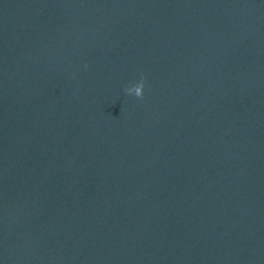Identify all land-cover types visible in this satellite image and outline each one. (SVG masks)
<instances>
[{"label":"water","instance_id":"obj_1","mask_svg":"<svg viewBox=\"0 0 264 264\" xmlns=\"http://www.w3.org/2000/svg\"><path fill=\"white\" fill-rule=\"evenodd\" d=\"M0 264H264V0H0Z\"/></svg>","mask_w":264,"mask_h":264},{"label":"clouds","instance_id":"obj_2","mask_svg":"<svg viewBox=\"0 0 264 264\" xmlns=\"http://www.w3.org/2000/svg\"><path fill=\"white\" fill-rule=\"evenodd\" d=\"M145 81L142 78L134 87H128L125 89L126 94H135L136 97L142 98L144 93Z\"/></svg>","mask_w":264,"mask_h":264}]
</instances>
